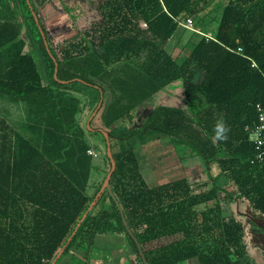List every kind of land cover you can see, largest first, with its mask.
Here are the masks:
<instances>
[{"label":"trees","instance_id":"obj_1","mask_svg":"<svg viewBox=\"0 0 264 264\" xmlns=\"http://www.w3.org/2000/svg\"><path fill=\"white\" fill-rule=\"evenodd\" d=\"M48 1L0 0V99L24 105L26 114L18 130L0 112V264H53L62 251L56 264L71 251L89 256L106 234L124 236L145 264L116 200L102 191L112 162L98 130L109 169L89 193L93 133L81 116L86 107L94 113L102 93L117 164L111 186L149 264H256L246 226L226 207L246 199L264 214V166L254 162L247 130L264 108V0H229L217 33L200 37L182 63L170 42L213 0H99L101 19L57 45L39 15ZM28 40L42 68L26 52ZM180 79L190 112L158 108L142 128L119 126ZM221 120L227 138L217 141ZM149 130L188 142L219 176L200 192L186 179L149 187L133 147L114 149L115 141Z\"/></svg>","mask_w":264,"mask_h":264},{"label":"crops","instance_id":"obj_2","mask_svg":"<svg viewBox=\"0 0 264 264\" xmlns=\"http://www.w3.org/2000/svg\"><path fill=\"white\" fill-rule=\"evenodd\" d=\"M200 34L205 36L203 33ZM23 36H25V30L23 31ZM199 39H195L196 41L194 42H197ZM28 46L29 43H27L26 52L34 54L36 50L32 48L33 52H29ZM184 47L185 45L180 47L179 44L169 45V50L173 57L180 63L184 62L189 54L183 56L182 53H180V55L175 56L176 51L173 49L176 48L182 52ZM192 47H194V45ZM102 98L101 102H104V94H102ZM3 103L9 104L3 106ZM102 107L103 106H101V108ZM101 108L97 111L92 120L91 117L94 113L91 115V109L88 107L85 108L81 116L82 124L84 126L86 124L93 133L89 134V138L94 146L90 151L95 153L91 154L94 158V169L91 178V188L89 190L91 195H94L98 191L109 169V164L105 160V154L101 147L103 136L95 132V130L101 132V129L107 131L102 122L101 115L103 108ZM158 108H174L190 112L182 79L171 83L165 89L154 94L149 100L137 106L133 111V120L121 121L119 126L127 130L142 128L149 119V116ZM96 110L94 112H96ZM0 112L9 119L16 129L22 130L25 127L26 114L24 105L12 103L8 99H0ZM87 115H89V118L84 122L83 119H87ZM18 118H23L24 120L22 119L18 123L16 122ZM100 136L102 139H100ZM120 143L126 145V148L129 146L133 147L140 163L141 173L146 183L151 188L158 187L168 182L186 179L194 190L195 183L200 184L206 182L205 180L210 178L211 175L216 176L220 173L219 167L216 164L212 166L208 165L206 159L194 148V146L183 139L162 132L155 130L140 132L128 141H121L118 143L123 146ZM215 170L217 171L216 173L214 172ZM96 198L98 199V197ZM60 258L61 256L59 259ZM59 264H139V261L138 258L133 255L129 242L124 236L106 234L97 236L89 256H86L83 250L71 251L70 254L62 258Z\"/></svg>","mask_w":264,"mask_h":264},{"label":"rangeland","instance_id":"obj_3","mask_svg":"<svg viewBox=\"0 0 264 264\" xmlns=\"http://www.w3.org/2000/svg\"><path fill=\"white\" fill-rule=\"evenodd\" d=\"M228 1L229 0H213L205 13L192 19L194 30L187 29L183 26L179 27L175 37L170 42V45L179 44L180 47H183L184 45L185 47L183 48L182 52L174 48L173 50L176 51L175 56L180 55V53H182L183 56L188 55L192 49V46L195 44L194 41L203 36L200 33L209 36H214L217 33L218 25L223 12L222 9ZM98 6L99 0H49L44 6H39V15L42 17L43 22L49 31L53 44L57 45L59 42H63L65 40L74 41L79 39L81 36V31L83 32V30L90 28L93 26V24L98 22L101 19ZM67 7H69L70 12L68 11ZM28 43V51L31 52L34 46L31 45L29 40ZM39 54V51H35L33 55L39 57V66L42 68L43 59L39 56ZM8 104L3 103V106ZM86 118L87 119H83L84 122L88 120L89 115H87ZM22 119L23 118H18L16 122L19 123V121ZM100 139H102L101 136ZM119 142L121 141L114 142L115 151H118L121 149V147H126V145H123L124 142L123 144L120 143L123 146L119 145ZM101 147L102 151L105 153L106 148L103 142ZM214 172L216 173L217 171L215 170ZM216 176H219V174ZM205 181L206 182L200 184L195 183L194 190L201 191L209 188V183L212 182L211 176ZM213 204L214 203H211V205ZM226 208L230 210V214H234L239 220H242L246 223L247 231L245 240L248 242L249 257L252 258L256 264H264V249L259 244V242L255 241L253 238L250 225L247 224L248 221L246 222V219L242 218L244 214H249L252 211L250 203L246 199H237L230 204L229 208ZM257 216L264 218V216L259 214H257ZM196 262V260H191L181 262L180 264H195Z\"/></svg>","mask_w":264,"mask_h":264},{"label":"water","instance_id":"obj_4","mask_svg":"<svg viewBox=\"0 0 264 264\" xmlns=\"http://www.w3.org/2000/svg\"><path fill=\"white\" fill-rule=\"evenodd\" d=\"M28 4H30L29 1H28ZM31 10H33V7H32V6H31ZM33 12H34V11H33ZM33 14H34V16H35V18L37 19V22H38V16H37V14H36L35 12H34ZM55 77L57 78V69H56ZM102 94H103V93H102ZM102 103H103V102L100 103V105H99V107L97 108L96 112H94L93 116L91 117V120H92L93 117L96 115L97 111L101 108ZM91 120H90V122H91ZM89 125H90V124H89ZM100 131H101V133L104 134V136H105V138H106V141H107V152H108V156H109V158H110V160H111V162H112V169H111L110 173L108 174V176H107V178H106V180H105V183H104V186H103V188H102V191H104V190L107 189L108 192L110 193V195L114 198V200H116L117 205H118V207H119V209H120V211H121V214H122V217H123L124 224H125V226H126L128 232H129V234L131 235V237L133 238V240H134V241L136 242V244L138 245L144 263H145V264H149V262H148V260H147V258H146V256H145V252H144V250H143V248H142V246H141V244H140L138 238L136 237V235L133 233V231L131 230L130 226L128 225V222H127V220H126V217H125V215H124V212H123V210H122V208H121V206H120V204H119V202H118V199L116 198V196H115V194H114V192H113V189H112V186H111V180H112V177H113V175H114V173H115V171H116L117 164H116V161H115V158H114L113 152H112V145H111V140H110V135H109V133H108L107 131H105L104 129H101ZM62 252H63V251H62ZM62 252H60V254H58V256H57V258H56V260L54 261L53 264H56V261H57V260L59 259V257L62 255Z\"/></svg>","mask_w":264,"mask_h":264},{"label":"built area","instance_id":"obj_5","mask_svg":"<svg viewBox=\"0 0 264 264\" xmlns=\"http://www.w3.org/2000/svg\"><path fill=\"white\" fill-rule=\"evenodd\" d=\"M184 27L194 30L192 19H189L186 23H181ZM251 136V141L255 146L256 152L254 162L257 161L264 166V108H258V120L252 127H247ZM90 154H95L90 151Z\"/></svg>","mask_w":264,"mask_h":264},{"label":"flooded vegetation","instance_id":"obj_6","mask_svg":"<svg viewBox=\"0 0 264 264\" xmlns=\"http://www.w3.org/2000/svg\"><path fill=\"white\" fill-rule=\"evenodd\" d=\"M257 214L264 216L263 213L258 212L252 208V211L249 214H244V216L242 218L246 219V222L248 221L247 224L250 225V229L252 231L253 238L255 239V241H258L259 244L264 249V218L258 217ZM240 221L243 222V224L246 226V223L244 221H242V220H240ZM246 231H247V227H246ZM246 244H247V250H248L249 249L248 242H246ZM248 253H249V250H248Z\"/></svg>","mask_w":264,"mask_h":264},{"label":"clouds","instance_id":"obj_7","mask_svg":"<svg viewBox=\"0 0 264 264\" xmlns=\"http://www.w3.org/2000/svg\"><path fill=\"white\" fill-rule=\"evenodd\" d=\"M226 127L224 125V122L221 120V121H218L216 126H215V137L214 139L219 141V140H224L226 139Z\"/></svg>","mask_w":264,"mask_h":264}]
</instances>
